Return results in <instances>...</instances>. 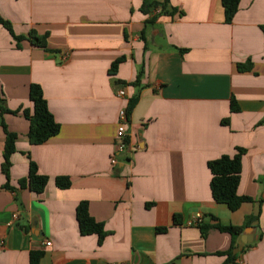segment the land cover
I'll return each mask as SVG.
<instances>
[{
	"label": "crops",
	"instance_id": "obj_1",
	"mask_svg": "<svg viewBox=\"0 0 264 264\" xmlns=\"http://www.w3.org/2000/svg\"><path fill=\"white\" fill-rule=\"evenodd\" d=\"M156 1L173 13H143L142 0H0L15 34L47 35L41 47L0 24L5 106L31 109L38 83L59 123L30 144L23 114L3 115L17 138L8 179L0 169V264H29L32 249L43 251L39 264H264V0H239L230 23L221 0ZM247 61L251 69L237 70ZM132 97L123 156L117 112ZM4 138L0 126V163ZM240 147L237 193L253 200L229 210L211 197L207 162ZM30 159L49 178L40 193L18 185ZM56 176L70 185L57 187ZM79 201L103 224L101 243L80 234ZM255 213L256 238L233 261L218 253L229 234L212 227L202 237L188 223L200 214L242 225Z\"/></svg>",
	"mask_w": 264,
	"mask_h": 264
},
{
	"label": "trees",
	"instance_id": "obj_2",
	"mask_svg": "<svg viewBox=\"0 0 264 264\" xmlns=\"http://www.w3.org/2000/svg\"><path fill=\"white\" fill-rule=\"evenodd\" d=\"M166 1V0H165ZM223 6V15L226 23H230L233 16L238 9L239 0H221ZM159 7L160 12H166V14H172L174 9L166 10L165 2H158L156 0H142L141 6H139L140 11L143 13H148L151 9ZM0 24H2L9 34L15 40H21L22 38L28 39L31 43L37 46L45 47L46 44V34H37L35 31H30L25 37V35L15 34L9 24L3 17L0 16ZM264 31V25L262 26ZM122 57L115 59L111 66H109V72L114 73ZM237 70L248 71L251 69V63L249 61L237 63ZM142 69L137 73L136 79L132 84H138L140 76L142 75ZM29 98L32 102L31 109L23 108L18 106L17 108L10 110L5 106V98L2 91L0 90V126L5 135L3 143V161L0 163V169L2 174L9 178L10 166L12 164L10 160L11 154L16 150V138L15 132L9 131L3 120V115L7 113L16 114L21 112L23 117L28 120V131L27 138L30 144L44 143L53 137L59 130V123L54 119L51 112L48 110L46 99L44 98L41 87L38 83H32L29 85ZM137 97H132L129 99L126 106L127 113L130 112L132 106H134ZM237 109L236 105L231 99V111ZM226 123V120L223 119ZM243 148H238L233 155L220 154L218 157L209 160L207 162V167L210 172V194L214 201L226 205L229 210H236L244 202H250L253 199L249 196H242L237 193L238 183H239V172L241 169V154ZM48 176L42 175L38 172L36 163L29 160L28 164V174L24 178H19L18 185L21 188L27 187L29 190L40 193L44 190L45 185L48 183ZM54 182L57 187L65 189L70 185L68 177L56 176ZM5 187H9L5 184ZM87 201H79L75 207V216L78 222V229L81 235L96 234L98 242L101 243L106 236V232L103 229V224L100 221L95 220L88 212ZM257 218V213L250 214L245 217L244 223L241 224H221V222H199L201 236L205 237L208 229L215 227L221 232L227 233L231 238L230 248L218 252L222 255H226L227 261H233L237 253H232V249L237 245V236L242 230L247 227L252 220ZM161 229V228H159ZM249 244L245 245V247ZM240 249L241 251L244 250ZM239 250V251H240ZM43 255V251L40 249H32L29 251V264H39L40 258ZM235 264V263H234Z\"/></svg>",
	"mask_w": 264,
	"mask_h": 264
},
{
	"label": "built area",
	"instance_id": "obj_3",
	"mask_svg": "<svg viewBox=\"0 0 264 264\" xmlns=\"http://www.w3.org/2000/svg\"><path fill=\"white\" fill-rule=\"evenodd\" d=\"M116 94L118 96H124V89L122 87H118L116 89ZM117 118H118V123L115 129V137H116V150L117 152H120L123 154V156L126 155V153L129 152L128 149V143L126 141V130H125V126L126 123L128 121V114L126 111V107L122 106L119 108L118 112H117ZM117 162V158L116 157H112L111 158V163L115 164ZM202 221V217L200 214H196L191 221H189V224H198L199 222ZM45 245H50L51 242L50 241H45L44 243ZM111 264H123L120 262H112Z\"/></svg>",
	"mask_w": 264,
	"mask_h": 264
},
{
	"label": "water",
	"instance_id": "obj_4",
	"mask_svg": "<svg viewBox=\"0 0 264 264\" xmlns=\"http://www.w3.org/2000/svg\"><path fill=\"white\" fill-rule=\"evenodd\" d=\"M257 220H254L250 226L239 233L237 236V245L232 249L233 253H236L240 249H243L245 245L251 243L256 238Z\"/></svg>",
	"mask_w": 264,
	"mask_h": 264
}]
</instances>
